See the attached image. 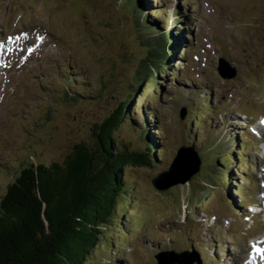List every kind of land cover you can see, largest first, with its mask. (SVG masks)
<instances>
[{
    "label": "rangeland",
    "instance_id": "obj_1",
    "mask_svg": "<svg viewBox=\"0 0 264 264\" xmlns=\"http://www.w3.org/2000/svg\"><path fill=\"white\" fill-rule=\"evenodd\" d=\"M153 1L171 16L168 8L172 9L177 0ZM182 3L184 11L194 5V11L189 10L187 16L196 23L198 43L188 49L187 58L179 64L178 75L173 74L172 80L162 82L164 88L148 77L144 79L125 107L126 118L111 133L118 146L131 150L144 148L147 152L143 143L146 134L144 137L142 132L147 126L140 121L138 110L143 100L152 104L149 108L153 107L156 117L151 119L159 128L157 143L164 146V156L158 150L160 161L153 168H123L122 178L129 187L132 201L125 195L119 208L127 210L125 216L129 215L131 220L148 214L150 217L146 220L181 223L182 216L191 208L187 198L193 194L194 198H200L204 193L201 186L210 168L169 192L155 190L150 182L167 168L178 145L184 144L186 133L181 127L183 119L178 117L179 108L190 107V102L196 99L192 110L197 112L201 110L198 104H204L200 102L205 100L203 93L200 95L198 91L194 95L189 92L191 96L187 99H172L177 90L182 95L187 94L180 85H193L197 90L196 85L200 90H203L201 86L211 88L208 94L212 93L213 103L203 110L202 116L211 119V124L227 118L224 131L230 123L235 124L237 113L247 112L248 108L264 111V0H183ZM158 10L155 14L160 19L163 11ZM138 17L131 11L128 0H0V30L14 32L17 22L28 27L48 28L57 43V57L44 55L37 62L30 61L23 72L20 69L12 76L8 86V95L10 100L14 99V104L10 110L0 109V195L21 164L61 162L77 142H94L99 123L139 86L138 70L143 58L150 57V51L153 53L157 33L143 25ZM24 24L18 29L27 28ZM219 56H224L237 68L232 79L218 75ZM66 66L74 76L67 77ZM132 105L137 106V113L130 108ZM190 115L192 112H186L184 119L186 125L189 123V133H194ZM205 126L198 125L195 129L199 138L208 131ZM218 129L222 132V125ZM216 134L217 131L213 136ZM221 196L228 197L222 186L216 187L207 194V206L200 205L199 201L195 205L215 209L220 205ZM196 211L199 212V208ZM116 220L121 221L119 215ZM127 222L105 229L104 240L85 264H107L110 253L121 257L132 253V249L133 257L150 262L141 244L134 241L135 246L128 245L139 233L131 231ZM222 237L223 232L218 238L220 243ZM202 239L200 236L196 241ZM114 242L118 247L112 250ZM206 247L209 246L206 244ZM207 255L205 250L202 264H213ZM135 261L140 263L138 259Z\"/></svg>",
    "mask_w": 264,
    "mask_h": 264
},
{
    "label": "trees",
    "instance_id": "obj_2",
    "mask_svg": "<svg viewBox=\"0 0 264 264\" xmlns=\"http://www.w3.org/2000/svg\"><path fill=\"white\" fill-rule=\"evenodd\" d=\"M128 1L152 28L139 0ZM151 50L138 70L139 86L99 123L94 142H77L61 162L21 164L6 185L0 195V264H85L105 229L119 226L121 198L132 201L123 168H153L154 160L144 148L118 146L111 133L144 79L164 73L169 52L163 35Z\"/></svg>",
    "mask_w": 264,
    "mask_h": 264
},
{
    "label": "water",
    "instance_id": "obj_3",
    "mask_svg": "<svg viewBox=\"0 0 264 264\" xmlns=\"http://www.w3.org/2000/svg\"><path fill=\"white\" fill-rule=\"evenodd\" d=\"M197 161V160H196ZM194 161V162H196ZM197 165V162L195 163ZM194 173L193 168H191L189 165L185 163L184 157L182 155H178L169 170V173L164 172V174L167 176L168 180L164 187H167L169 185H172L177 182H184L186 181L191 174ZM154 184L157 187H162L160 184L157 183V181H154Z\"/></svg>",
    "mask_w": 264,
    "mask_h": 264
},
{
    "label": "bare ground",
    "instance_id": "obj_4",
    "mask_svg": "<svg viewBox=\"0 0 264 264\" xmlns=\"http://www.w3.org/2000/svg\"><path fill=\"white\" fill-rule=\"evenodd\" d=\"M252 207V206H251ZM251 210H253V208H251Z\"/></svg>",
    "mask_w": 264,
    "mask_h": 264
}]
</instances>
